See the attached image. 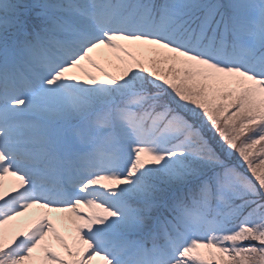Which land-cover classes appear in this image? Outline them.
I'll list each match as a JSON object with an SVG mask.
<instances>
[{
  "label": "snow or ice",
  "instance_id": "6c2138e0",
  "mask_svg": "<svg viewBox=\"0 0 264 264\" xmlns=\"http://www.w3.org/2000/svg\"><path fill=\"white\" fill-rule=\"evenodd\" d=\"M0 264H264V0H0Z\"/></svg>",
  "mask_w": 264,
  "mask_h": 264
},
{
  "label": "rangeland",
  "instance_id": "374dc122",
  "mask_svg": "<svg viewBox=\"0 0 264 264\" xmlns=\"http://www.w3.org/2000/svg\"><path fill=\"white\" fill-rule=\"evenodd\" d=\"M233 160H235V157H233ZM7 179L10 181L11 178H7ZM52 215L55 216L56 214H52Z\"/></svg>",
  "mask_w": 264,
  "mask_h": 264
}]
</instances>
